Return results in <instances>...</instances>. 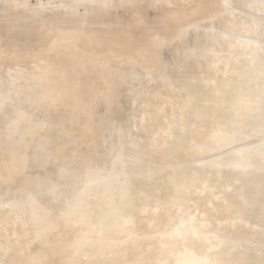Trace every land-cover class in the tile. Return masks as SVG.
Here are the masks:
<instances>
[{"label":"bare ground","instance_id":"bare-ground-1","mask_svg":"<svg viewBox=\"0 0 264 264\" xmlns=\"http://www.w3.org/2000/svg\"><path fill=\"white\" fill-rule=\"evenodd\" d=\"M175 1L192 0H47L44 11L59 13L61 20L37 24L63 26L75 21L80 26L91 20L109 26L120 16L135 17L147 8L173 6ZM0 4L44 7L41 0H0ZM211 4L218 9H210L211 24L204 23L203 33L194 23L170 40L160 39L162 45L177 42L191 31L195 40L200 35L202 43L212 44L209 51L200 45L198 55L175 63L173 101L169 99L174 107L169 114L165 111L166 116H161L162 103H152L162 91L155 94L156 89L148 88L152 97L142 91L153 79L168 77L139 65L158 75L149 78L145 73L152 80L147 86L137 83L140 98L145 99L136 105L138 111L143 107V114L133 119L144 115L141 133L146 131L149 137L139 141L137 130L133 136L138 140L132 139L128 126L120 124L114 127L116 143L108 169L86 166L79 171L64 155L65 164L55 174L57 182L48 186L43 184L49 178L35 183L30 178L24 190H10L23 171L43 169L56 160L46 156V148L64 143H54L48 131L56 128L58 141L69 134L55 124L49 111L65 97L66 88L55 84L63 71L44 61L33 62L32 71L19 66L2 71V58L7 55L0 52V98L6 95L4 104L10 107L0 110V264H264V0H211ZM217 18L226 24L223 32L212 25ZM72 41L68 36L62 39L64 44ZM138 124L134 127L140 130ZM185 154L189 165L187 157L181 158ZM177 158L187 165L173 163ZM145 165L157 170L148 167L149 172L143 173L140 169ZM137 166L140 173L134 170L132 177ZM78 182L77 189L67 188ZM189 202L204 218H194L199 212L183 215L193 211ZM159 225L162 240L154 237ZM149 243L153 248L146 252L143 247ZM136 250L141 260L130 263Z\"/></svg>","mask_w":264,"mask_h":264},{"label":"rangeland","instance_id":"rangeland-1","mask_svg":"<svg viewBox=\"0 0 264 264\" xmlns=\"http://www.w3.org/2000/svg\"><path fill=\"white\" fill-rule=\"evenodd\" d=\"M41 3L44 7H38L37 9H34L31 6H2V4H0V52H4L7 55L2 58V71L7 70L9 67L17 66L26 67L29 71H32L33 67L31 64L39 61H44L61 68L63 71V77L58 75L55 84L58 87L63 86L66 88L65 97L62 100H58L56 106L51 107L49 111L55 116V124L63 126L69 134L67 137L63 138V140L58 141L57 139L59 138L60 133L57 129L53 128V131H48V135L53 138L54 143H64V145H52L47 146L46 148V156H50L51 159L55 158L56 160H51V162L43 169L35 166L32 169L23 171L18 177H16L17 183L11 186V192L24 190L32 179L35 183L40 178H49V182L44 183L43 186H48L51 183L57 182L55 174L57 173L58 167L65 164L63 159L64 155H68L67 162H69L70 166L79 169V171H82L86 166L104 167L108 169L112 157L109 153H111L116 143V135L113 133L114 127L119 126L120 124L122 126L126 125L130 130V135L133 136V131H135V135L137 136L141 133L143 127L142 124L146 121L143 118L144 115L141 118L139 117L140 119H133L134 117L137 118V116H141L143 107L138 111L140 106L138 107L139 109H137L136 105H141V101H144L145 99V96L140 98L141 93L138 91L141 89V86L138 84H144V86H147L145 84H148L152 80L149 78H153V75L154 77H157L158 75L149 73L151 71L144 69L139 65L146 64L156 72L161 70L165 76L168 77L166 78L167 80L165 78L162 80L158 79L159 77L156 78L157 80L153 79L154 81L152 80V82H150L147 89L143 87L145 92L142 91V89L141 91L144 93L142 95H146L147 93L150 97H152V95L155 96L154 92H151L154 91L153 88L156 89L155 92L157 93L155 94L162 91L158 96L163 102L159 100V97L156 95L158 98L156 96L153 97L155 99H152V103L154 102L158 106L162 103L159 107L160 110H162L161 116L163 114L165 115V111L166 114H169L172 111L171 109H173L172 107H174V102L171 103V100L173 101V99H171V84L175 82V76H173L175 75L173 72L176 68L175 63L178 61V63H183L184 59L198 55L200 53V45L205 46L203 49L208 47L207 51H209L212 48V46L210 47L212 44H208L209 41H207L206 44L204 42L202 43L201 41L202 39L204 41V37L199 34L198 37L200 39L195 40L193 38L194 33H191V31L190 34H188L190 36L187 35L184 39L177 40V42H175V40L172 43L162 45L160 39L170 40L180 32L182 28L194 23L201 25L199 33H203L202 31L205 28L202 29V27L211 24L207 22L210 9H213V11L218 9L217 5L211 4V0H192L190 3L175 1L173 6L164 8H147L135 17H129L128 15L120 16V20L117 21V23L109 26H99L94 22H91V20L85 21V24H81L80 26H77L75 21L61 26L52 25L50 23H45L44 25L37 24L38 22L51 21L54 19L56 21L61 20L60 16H56L59 13L54 11H44L43 8L46 7L47 0H41ZM215 20V22L213 21L212 23L214 27L218 26L215 30L223 32V29L225 28L224 25H226L224 24L225 22L221 18H219L221 22L218 21V18ZM204 23L207 24L205 25ZM66 36L71 37L73 41L69 44H64L62 39ZM177 44L178 47H175ZM188 44L192 46H189ZM180 46L183 47L181 48ZM167 47H169V49ZM187 49L190 51H187ZM191 50H194L195 52H191ZM218 53L217 56L220 54ZM179 59L183 62H180ZM217 67L222 71V65ZM217 67L216 71L219 72L220 70ZM146 70L148 72H146ZM213 71L212 74L216 73L215 69ZM221 71L220 73L217 72V75L220 76ZM145 73H148L150 77ZM140 76H142V78ZM143 77L149 78L143 80ZM151 83L155 87H153ZM163 85L164 87H162ZM135 86L140 87L136 88ZM130 87L132 88L130 89L132 90L131 92L128 89ZM161 87L163 88L162 90H160ZM163 90H165V92ZM137 94L139 97H137ZM5 96L3 95L1 97L2 100ZM164 96H167L168 99ZM135 97L137 100H135ZM139 98L140 101L138 100ZM4 101L5 100L0 104V110L2 109L5 112L8 107L7 111H9L10 107L6 103L4 104ZM158 101L160 104H157ZM154 103L153 106H155ZM3 104L6 105V107L3 108ZM165 104L168 106H165ZM133 106L134 109L136 108L139 115H137ZM165 107L166 109L163 111V108ZM0 113H2V111ZM140 121L143 123L141 124ZM133 122L135 124L139 123V126L141 124V129L139 130L138 126H136V129ZM137 130L139 131L138 134H136L138 132ZM142 133L145 134L146 131H142ZM142 133L140 134L141 136L138 135L139 137H136L139 138V141H142L140 139L148 138L150 135L146 133L144 137ZM135 135L133 138L131 136V138L136 139ZM103 136L104 138H107L105 142L102 139ZM181 158L184 160L187 159L188 162L190 159L186 154ZM0 160L2 161V159ZM179 160L180 158H177L176 160H173V163L176 162V164H182L181 160ZM185 162L183 161L184 164ZM156 163H158V161ZM190 163L191 162H189L188 165ZM159 164L160 163H158V165ZM181 164L180 166L187 165V163L185 165ZM158 165L153 164V167L156 166L155 168L158 169L161 167H157ZM172 165L175 166V164ZM178 166L176 165V167ZM142 167L143 168H139H141L140 170L143 169V173L145 171L144 169L148 171V165L147 167L146 165L145 167ZM150 167V171L157 170L152 168V166ZM133 168L134 169L131 168V171H133V176L131 175L132 177H134L135 171L136 175L140 173L137 171L139 170L138 166ZM126 170L125 173L126 176H128V174L131 173L130 168H126ZM61 183L64 182L62 181ZM79 185V182L68 184L67 188L72 191L77 189ZM229 189L233 190L232 188ZM139 196L141 197L142 194H139L138 197ZM192 203L189 202V204L192 205L189 206L193 211L188 210V213L185 211L186 213L184 212V216L186 214H188L186 217H192L194 214V216H196L199 212L195 209L197 208L196 204L194 203L193 205ZM193 206L194 208H192ZM175 210L176 209L174 208L173 212ZM201 216L202 212L200 210L198 217L196 216L194 218H204V215L203 217ZM162 228L163 226L159 225L160 230H155L154 237L156 236V239H164ZM160 231H162V233ZM155 234H161V237ZM142 237L144 239L145 236ZM143 239H140L141 241H139L136 246L140 245ZM147 241L145 243H147ZM241 244L240 247L242 246ZM236 247L240 248L239 245H236ZM152 248L153 245L150 243L146 244L145 248L143 247L146 252L151 251ZM240 251L237 250L236 252ZM137 254L139 255V250L134 252L132 256L135 257L134 259L131 257L130 263L132 260H141L140 257L136 256ZM137 262L138 263L134 262V264H140V261ZM244 264L255 263L249 261Z\"/></svg>","mask_w":264,"mask_h":264}]
</instances>
